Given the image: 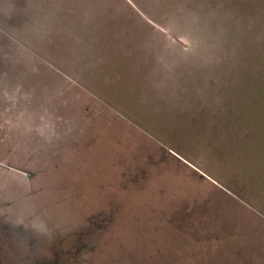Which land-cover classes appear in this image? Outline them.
Instances as JSON below:
<instances>
[{
	"label": "rangeland",
	"instance_id": "rangeland-1",
	"mask_svg": "<svg viewBox=\"0 0 264 264\" xmlns=\"http://www.w3.org/2000/svg\"><path fill=\"white\" fill-rule=\"evenodd\" d=\"M0 264H264V0H0Z\"/></svg>",
	"mask_w": 264,
	"mask_h": 264
}]
</instances>
